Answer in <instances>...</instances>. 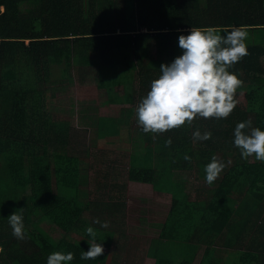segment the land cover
Segmentation results:
<instances>
[{"label":"trees","instance_id":"1","mask_svg":"<svg viewBox=\"0 0 264 264\" xmlns=\"http://www.w3.org/2000/svg\"><path fill=\"white\" fill-rule=\"evenodd\" d=\"M203 2L0 0V264H47L53 252L73 253L68 264H110L113 256L115 232L105 229L96 231L103 255L81 259L92 240L86 229L93 226L84 218L88 206L77 198L81 158L69 153L76 127L69 116L48 111L47 84L95 68L101 115L129 124L132 115L137 119L136 108L152 80L161 75V64L182 54L180 35L208 27L225 35L241 26L249 33L248 55L230 71L243 81L235 94L243 103L226 119L197 117L163 133H144L137 120V139L128 138V181L172 194L165 221H157L158 234L146 249L140 245L130 253L155 264H191L196 254L192 240L205 236L199 264H219L209 238L216 242L221 237L218 243L236 249L225 264H264V162L252 156L229 165L224 158L239 150L233 143L237 123L251 120L264 131V0ZM25 3L34 5L22 11ZM119 86L122 94L115 90ZM123 104L130 106L127 111L117 107ZM197 129L210 131L211 139L194 140ZM169 138L172 143L166 146ZM216 153L224 155L226 167L191 198L174 181L175 172L197 167L204 174ZM53 184L73 195L56 194ZM20 208L25 241L12 235L7 218ZM236 215L247 220L242 233L227 227Z\"/></svg>","mask_w":264,"mask_h":264},{"label":"rangeland","instance_id":"2","mask_svg":"<svg viewBox=\"0 0 264 264\" xmlns=\"http://www.w3.org/2000/svg\"><path fill=\"white\" fill-rule=\"evenodd\" d=\"M203 4V0H200V5ZM33 5L34 3H25L21 10L26 11ZM96 79L95 68L89 67L70 72L64 80L47 84V109L69 116L70 124L76 127L74 135L70 138L72 149L69 153L81 158V179L77 198L88 206L84 218L92 224L95 231H100L101 234L105 229L115 232L110 264H155L154 259L147 260L142 257L136 260V256L131 255V249L128 247L137 245V248H134L139 251L140 243H143L145 248L150 239L158 234L157 221H162L161 214L167 212L172 194L163 192L170 194L158 199L150 185L128 182V138L137 139V119L132 115L131 123L121 124L117 117L102 116L99 111L102 94L96 87ZM115 90L119 94L123 93L120 86ZM242 100L244 101L243 97L238 100L239 103H243ZM117 107L120 111H127L130 106L123 104ZM233 150L223 155L229 165L235 159L241 160L240 149ZM216 156L221 158V161L224 160L223 156L219 157V153H216ZM174 176V181H180L191 198H196L203 192L206 174L201 173L197 167L187 168L181 173L175 172ZM53 191L68 197L73 195L68 189L60 190L55 184ZM232 195L238 196V193ZM203 196L209 197L211 194L204 193ZM97 219L100 224L93 223ZM105 222L108 227H101ZM51 232L54 239L59 238L55 230L52 229ZM71 236L76 238L77 235ZM219 250L222 251L221 248Z\"/></svg>","mask_w":264,"mask_h":264},{"label":"clouds","instance_id":"3","mask_svg":"<svg viewBox=\"0 0 264 264\" xmlns=\"http://www.w3.org/2000/svg\"><path fill=\"white\" fill-rule=\"evenodd\" d=\"M249 33L243 26L225 31L217 29L191 28L188 35L178 37V46L182 54L170 64H161L159 78L152 80L150 91L141 99L136 108V117L144 133H163L192 124L197 117L226 119L236 108L238 100L235 94L243 86V81L230 69L243 57L248 55L246 40ZM211 132L203 134L197 129L193 139L206 141L211 139ZM172 143L166 140V146ZM234 146L240 149L242 159L254 156L264 162V131L252 126L251 120L236 124L234 129ZM191 158L185 156V160ZM226 167L225 163L212 156L205 166V181L211 185L218 179ZM12 235L18 240L25 239L23 208L8 217ZM94 224H100L97 219ZM107 228L108 223L101 224ZM92 237L89 250L82 253L81 259H97L103 255L102 244L96 242V231L86 229ZM25 241V240H24ZM4 249L0 246V252ZM74 259L73 253L53 252L47 257V264H68Z\"/></svg>","mask_w":264,"mask_h":264},{"label":"crops","instance_id":"4","mask_svg":"<svg viewBox=\"0 0 264 264\" xmlns=\"http://www.w3.org/2000/svg\"><path fill=\"white\" fill-rule=\"evenodd\" d=\"M128 182H130V181H128ZM155 193H156L155 197L158 198V199H163L162 196H164L166 194V193H163L162 191L158 192L156 190H155ZM169 194H166V195H169ZM171 196L172 195H170V197ZM171 200H170V202H171ZM168 209H169V206H168ZM244 212H246V211H240V214H242ZM166 214H167V212H162L161 215H163L164 217L161 216V218H162L161 224L163 223ZM246 221L247 220H245L244 218H240V217H238V215H236V216L231 217V222H229V225L227 227L237 228L236 231L242 233L243 232L242 229L244 227H246V225H245ZM249 237H250V235H249ZM215 238H216V242H213L212 239L209 238L210 247H211V249L213 251L214 256L216 258H221V262L219 264H225L226 259L228 257H232V254H234L235 251H233L232 247H226V246L222 245L221 243H218L219 241H221V237H215ZM256 238L258 239L257 236H256ZM141 242H142V240H141ZM192 243L194 244L193 245L194 248L196 247L195 248L196 254H195L194 259L191 262V264H199L200 258L202 257L203 251H204L205 246L207 244L206 243V237L202 236L200 238H195V239L192 240ZM148 244L146 245L145 249L147 248ZM240 244H242V242ZM244 244H246V245L248 244V241L246 240V238L244 239ZM140 245H143V247H144V244L140 243L139 246ZM135 246L137 248V245H133L131 248L128 247V249L136 250V248H134ZM132 248H134V249H132ZM220 248L222 249V251L219 250Z\"/></svg>","mask_w":264,"mask_h":264}]
</instances>
